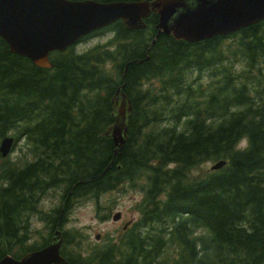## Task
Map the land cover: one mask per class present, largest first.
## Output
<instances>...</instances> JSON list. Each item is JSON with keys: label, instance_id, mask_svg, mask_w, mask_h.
Here are the masks:
<instances>
[{"label": "trees", "instance_id": "obj_1", "mask_svg": "<svg viewBox=\"0 0 264 264\" xmlns=\"http://www.w3.org/2000/svg\"><path fill=\"white\" fill-rule=\"evenodd\" d=\"M157 19L114 23L104 44L54 53L50 70L0 39V140L26 149L0 158V260L46 247L74 200L128 187L142 194L138 221L117 242L62 253L67 264H264V20L187 43L155 37ZM122 85L132 112L115 147L104 132ZM52 192L64 208L43 212ZM34 216L49 237L25 246Z\"/></svg>", "mask_w": 264, "mask_h": 264}, {"label": "water", "instance_id": "obj_2", "mask_svg": "<svg viewBox=\"0 0 264 264\" xmlns=\"http://www.w3.org/2000/svg\"><path fill=\"white\" fill-rule=\"evenodd\" d=\"M157 16L156 36L176 41L198 42L227 35L264 19V0H141L101 3L93 0H0V38L9 52L30 60L37 68L49 69V54L62 52L88 34L120 21L127 30L144 29L143 19ZM154 42V41H153ZM152 42V44H153ZM113 122L104 132L115 147L126 139L131 101L116 89L112 99ZM13 139L0 141V156L6 157ZM220 161L211 166L217 170ZM119 219V214L112 217ZM98 238V237H97ZM62 242L56 229L43 249L18 260L4 256L0 264H66L59 255Z\"/></svg>", "mask_w": 264, "mask_h": 264}, {"label": "rangeland", "instance_id": "obj_3", "mask_svg": "<svg viewBox=\"0 0 264 264\" xmlns=\"http://www.w3.org/2000/svg\"><path fill=\"white\" fill-rule=\"evenodd\" d=\"M111 35V32L108 31L95 34L76 45L75 51L81 53L97 44H104L109 40ZM52 56L53 54L50 55V57ZM241 66V63H234L236 70ZM262 76L264 78V70L262 71ZM202 82L204 84L207 82L205 76H203ZM24 145L25 141L19 139L15 149L12 150V153L8 157L11 162L23 156L26 152ZM239 145L243 146L244 142L241 141ZM211 164L210 162L201 164L199 168L192 171V174L197 175L205 170L209 171ZM53 194L56 193L52 192L51 195L49 193L46 194L45 200L40 202L39 208L43 212L59 207V201H56L57 194L54 197ZM141 196L140 192L126 187L125 189L104 193L98 201L94 199L74 200L69 206L65 220L61 225V232L68 234L72 240L60 248L61 254H65L68 251L69 253L78 252L84 255L88 253L91 247H96L106 241L117 242L123 236L122 229L124 224L134 222L140 217V213L136 207L141 200ZM116 213L120 214L121 217L118 221H112L111 217ZM103 216L106 218L101 220L100 217ZM39 218L38 216H34L30 219L25 246L32 244L41 245L49 237V227L44 222L39 221ZM75 234L77 235L75 236ZM96 236H99L98 241L95 240ZM19 250L20 246H16L13 251L17 253ZM18 254L22 255V253Z\"/></svg>", "mask_w": 264, "mask_h": 264}, {"label": "flooded vegetation", "instance_id": "obj_4", "mask_svg": "<svg viewBox=\"0 0 264 264\" xmlns=\"http://www.w3.org/2000/svg\"><path fill=\"white\" fill-rule=\"evenodd\" d=\"M60 200V199H59Z\"/></svg>", "mask_w": 264, "mask_h": 264}]
</instances>
